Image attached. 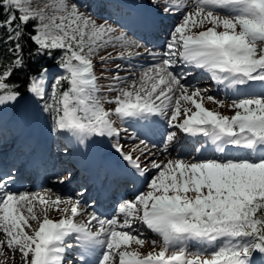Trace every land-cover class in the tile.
I'll return each instance as SVG.
<instances>
[{
  "label": "snow or ice",
  "instance_id": "obj_1",
  "mask_svg": "<svg viewBox=\"0 0 264 264\" xmlns=\"http://www.w3.org/2000/svg\"><path fill=\"white\" fill-rule=\"evenodd\" d=\"M0 230V264H264V0H0Z\"/></svg>",
  "mask_w": 264,
  "mask_h": 264
},
{
  "label": "rangeland",
  "instance_id": "obj_2",
  "mask_svg": "<svg viewBox=\"0 0 264 264\" xmlns=\"http://www.w3.org/2000/svg\"><path fill=\"white\" fill-rule=\"evenodd\" d=\"M186 2L191 4L192 0H190V1H189V0H186ZM192 30H198V29H197V28H194V29H192ZM122 50H123V49L121 48V46H119V45H113L112 47H109V48H107V49L102 50V51L100 52V55H103V54H104V51H108V52L112 53L113 56H115V52L122 51ZM118 60H119V59H114V60H113V64H120L121 61L119 60V62H118ZM96 61L98 62V58L96 59ZM109 67H112V65L110 64ZM96 69H97V67H96ZM129 74H130V73H129ZM98 76H100V73L98 74ZM100 77H101V78H100V81H101L102 83H104L103 85H105V88H104L105 90H104V94H103V95H105V94H107V95H115L116 93H115L114 91H106V90L108 89V87H109V84H108V80H107V78H106V75H105V76H100ZM102 78H103V79H102ZM206 85H207V86H210L209 84H206ZM210 88H212V86H210ZM217 97H218V98H221L219 95H217ZM228 102L230 103L231 100H229ZM204 103H205V106H207V107H209V108H214V109L219 110V111H221L222 113H225V114H229V115H231V114L235 111V109L229 108V107H227V106H224V107L217 106V105L215 104L214 101L205 100ZM105 104H107V107H111V106H112V105L109 104L108 102H105ZM105 106H106V105H105ZM169 156H170V155L168 154V155L165 156V158H167V157H169ZM167 159H169V158H167ZM35 203H36V205H37V209H39L40 207H43V205H40L39 202H35ZM62 207H63V204L61 205V208H62ZM49 214H50V216L53 217V218H58V217L60 216V213L57 212V211L54 210V209H49ZM2 233H3L2 230H0V238L2 237ZM132 247H134V248H135V247H139V250H140L141 252L146 253L148 250H150V249H152V248H154V247H157V246H154V245L149 241V242H146L144 246H138V245H136L135 243H133V246H132ZM4 251H5V253H7V264H20V262L18 263V262L16 261L17 257L14 258V257H13V254L10 253V252H7L6 249H4ZM4 259H5V256H4L3 254H0V261H4Z\"/></svg>",
  "mask_w": 264,
  "mask_h": 264
},
{
  "label": "bare ground",
  "instance_id": "obj_3",
  "mask_svg": "<svg viewBox=\"0 0 264 264\" xmlns=\"http://www.w3.org/2000/svg\"><path fill=\"white\" fill-rule=\"evenodd\" d=\"M114 45H119V44H114ZM144 57H147V56H144ZM147 62H149V63H151L152 62V60H151V58L149 57V60H147ZM140 73H141V71L139 72V75H140ZM135 78V77H134ZM190 107H193V106H191V105H189ZM194 108V107H193ZM39 191H41V190H39ZM3 233H2V237H3ZM1 237V238H2ZM5 249L7 250V252H10V253H12L6 246H5ZM17 257V259H16V261L19 263L20 262V259H19V257H18V255L16 256ZM16 257H14V258H16Z\"/></svg>",
  "mask_w": 264,
  "mask_h": 264
},
{
  "label": "trees",
  "instance_id": "obj_4",
  "mask_svg": "<svg viewBox=\"0 0 264 264\" xmlns=\"http://www.w3.org/2000/svg\"><path fill=\"white\" fill-rule=\"evenodd\" d=\"M25 54L27 55V49H25ZM13 79H15V77H13Z\"/></svg>",
  "mask_w": 264,
  "mask_h": 264
}]
</instances>
